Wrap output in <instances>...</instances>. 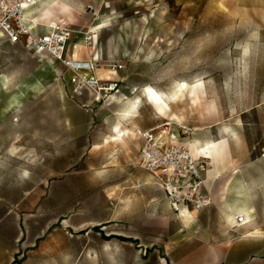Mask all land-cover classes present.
Returning a JSON list of instances; mask_svg holds the SVG:
<instances>
[{"label":"rangeland","instance_id":"rangeland-1","mask_svg":"<svg viewBox=\"0 0 264 264\" xmlns=\"http://www.w3.org/2000/svg\"><path fill=\"white\" fill-rule=\"evenodd\" d=\"M59 1L75 17L65 26L81 33L67 54L82 45L83 60L103 65L94 76L119 86L74 99L63 62L0 38V264H178L184 251L188 264H219L216 245L201 238L202 226L216 241L233 226L216 205L188 223L187 241L174 236L168 255L163 232L125 222L111 200L123 160L104 149L88 157V141L104 142L132 113L142 131L165 130L176 144L188 136L193 152L201 139L263 152L264 0ZM237 237V257L264 254V239Z\"/></svg>","mask_w":264,"mask_h":264},{"label":"crops","instance_id":"crops-1","mask_svg":"<svg viewBox=\"0 0 264 264\" xmlns=\"http://www.w3.org/2000/svg\"><path fill=\"white\" fill-rule=\"evenodd\" d=\"M40 2V0H39ZM38 2V3H39ZM36 6V5H35ZM34 6V7H35ZM32 9V8H31ZM33 25L34 32L45 34L48 26L37 24L32 16L27 18ZM46 30V31H45ZM67 57L72 60L79 59L75 55ZM83 60V59H82ZM109 78H114L111 76ZM85 105V104H84ZM133 110V109H132ZM126 121L120 120L112 130V135L104 142L88 141V157H102L100 151L104 149V157L113 160L122 159L125 164L126 174L120 190L111 194V200L121 208L122 219L131 224L137 225L139 230H148L154 233L163 232L169 239V243L164 247L167 252L171 251L174 236L188 239V223L191 221L199 224L202 213L216 205L219 218L222 223L232 224L217 241L213 239L203 226L201 227V238L207 244H215L219 256V264H264V254L255 255L251 258L237 257L240 244L238 237L241 231H247L257 238L264 239V182L251 184V176H264V142L263 152L248 150L243 154H238L233 150L232 142L228 140H199L194 142V154L196 157L205 156L208 162V171L204 174L205 190L212 196L213 205L199 212L183 210L176 214L170 206L164 191L155 184L152 176L139 167L141 141L135 135V131H142L143 128L132 124V113H125ZM197 143L209 144L210 149L206 152L196 148ZM213 176H216L214 187L209 190L208 183ZM246 176H249L247 179ZM243 188V192L237 189ZM245 198L246 205H240V200ZM242 209V211L240 210ZM243 216L245 221L237 223V218ZM224 230V228H223ZM208 231V230H207ZM172 238V239H170ZM156 244H153V246ZM160 253V252H159ZM164 253V250H163ZM169 254H173L171 251ZM178 264H188V251H184ZM167 259H169L167 257ZM176 260H174V263ZM204 264H208L206 261Z\"/></svg>","mask_w":264,"mask_h":264},{"label":"built area","instance_id":"built-area-1","mask_svg":"<svg viewBox=\"0 0 264 264\" xmlns=\"http://www.w3.org/2000/svg\"><path fill=\"white\" fill-rule=\"evenodd\" d=\"M39 0H0V38L11 45H22L37 58L63 62L73 73L71 85L74 99L83 97L86 92L98 95L106 90L100 85L114 91L119 82L111 81L104 85L94 76L103 66L98 60H72L67 57L68 46L80 32L61 26L57 23L47 27L45 34L34 32L32 23L26 13ZM112 71L121 70V66H107ZM104 90H98V86ZM96 101H99L96 98ZM87 108V105H83ZM166 131L158 128L147 131H135L141 141L139 167L148 172L157 186L165 193L166 198L176 214L183 210L199 212L213 205L212 196L205 190L204 174L208 171L206 160L199 159L187 142L176 144L174 136H166ZM188 135V132H183ZM186 140V139H185ZM243 216L237 218L242 224Z\"/></svg>","mask_w":264,"mask_h":264},{"label":"bare ground","instance_id":"bare-ground-1","mask_svg":"<svg viewBox=\"0 0 264 264\" xmlns=\"http://www.w3.org/2000/svg\"><path fill=\"white\" fill-rule=\"evenodd\" d=\"M32 16V19L37 24H40L42 26H50L53 23H57L61 26H65L67 23H73L75 22V17L73 10L71 7H69L67 4H64L63 2L59 0H45L41 1L40 3H37L35 7L30 9L26 13V18H29ZM84 47L82 45H77L76 47V56L79 58L78 61H82V54H83ZM111 81L104 80L103 84H110ZM186 85H184L185 87ZM98 90H101L102 88L96 86ZM104 90V89H102ZM149 94L151 97L157 99L158 96L153 90H149ZM196 148L198 150L208 151L210 149L209 144H200L197 143ZM242 211V209H240Z\"/></svg>","mask_w":264,"mask_h":264},{"label":"snow or ice","instance_id":"snow-or-ice-1","mask_svg":"<svg viewBox=\"0 0 264 264\" xmlns=\"http://www.w3.org/2000/svg\"><path fill=\"white\" fill-rule=\"evenodd\" d=\"M183 86V85H182Z\"/></svg>","mask_w":264,"mask_h":264}]
</instances>
